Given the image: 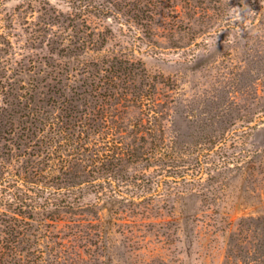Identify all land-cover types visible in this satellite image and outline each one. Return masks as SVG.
<instances>
[{"label":"rangeland","instance_id":"1","mask_svg":"<svg viewBox=\"0 0 264 264\" xmlns=\"http://www.w3.org/2000/svg\"><path fill=\"white\" fill-rule=\"evenodd\" d=\"M3 239L4 264H264V0H0Z\"/></svg>","mask_w":264,"mask_h":264},{"label":"trees","instance_id":"2","mask_svg":"<svg viewBox=\"0 0 264 264\" xmlns=\"http://www.w3.org/2000/svg\"><path fill=\"white\" fill-rule=\"evenodd\" d=\"M5 244V245H4ZM0 246H1V248H0V264H4V260H5V258L6 257H4L7 253H6V249H11V251L14 253V248H12V247H10L11 245H7V243L6 242H4V239H3V241H1L0 242ZM7 246H9V247H7ZM4 248V249H3ZM5 251V252H4ZM10 256V255H9ZM32 264H37V259H36V261H33V263Z\"/></svg>","mask_w":264,"mask_h":264}]
</instances>
